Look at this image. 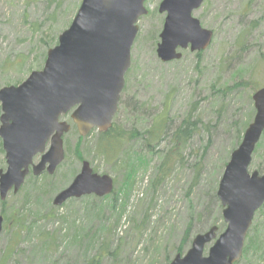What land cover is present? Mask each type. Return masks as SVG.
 I'll use <instances>...</instances> for the list:
<instances>
[{
	"label": "rangeland",
	"instance_id": "1",
	"mask_svg": "<svg viewBox=\"0 0 264 264\" xmlns=\"http://www.w3.org/2000/svg\"><path fill=\"white\" fill-rule=\"evenodd\" d=\"M161 1L145 0L148 13L137 22L113 122L124 131L143 133L165 112L167 130L158 146L162 153L172 148L170 135L190 110L200 120L194 134L177 152L166 177L153 185L161 157L144 151L140 139L122 144L117 163H108L94 153L95 133L80 144L70 113L61 116L71 125L63 135V161L53 174H28L17 192L10 190L0 200V264H88L92 258L99 264H169L188 226L183 254L196 234L211 226H217V234L225 229L215 193L230 152L238 146L232 123L251 110V89H221L240 81L264 84V0H204L193 16L213 32L211 43L199 57L183 50L180 59L166 63L156 55L165 17L158 12ZM80 3L0 0V88L18 85L42 69L47 51L57 45ZM259 143L249 172L264 170V132ZM76 146L93 171L113 178L112 197L95 201L85 195L54 206V196L79 172ZM0 150V169L5 170ZM260 208L252 224H258L264 237V204ZM247 264L264 261L251 256Z\"/></svg>",
	"mask_w": 264,
	"mask_h": 264
},
{
	"label": "water",
	"instance_id": "2",
	"mask_svg": "<svg viewBox=\"0 0 264 264\" xmlns=\"http://www.w3.org/2000/svg\"><path fill=\"white\" fill-rule=\"evenodd\" d=\"M204 0H162L165 17L156 55L161 62L182 57L183 50L200 52L213 32L200 25L193 11ZM145 0H81L71 23L47 51L44 65L18 85L0 88V139L6 169H0V200L17 192L29 174H53L63 161V135L71 125L60 120L70 113L78 134L107 131L118 111L137 22L146 15ZM254 115L240 144L231 152L216 196L225 229L217 226L196 234L184 254L169 264H234L239 261L255 212L264 204V170L249 172L256 145L264 132V84L252 94ZM39 155V161L33 159ZM113 178L81 162L72 182L53 198L61 206L85 195L103 197L113 191ZM3 217L0 216V232ZM209 245L205 253L206 246Z\"/></svg>",
	"mask_w": 264,
	"mask_h": 264
},
{
	"label": "trees",
	"instance_id": "3",
	"mask_svg": "<svg viewBox=\"0 0 264 264\" xmlns=\"http://www.w3.org/2000/svg\"><path fill=\"white\" fill-rule=\"evenodd\" d=\"M201 54L200 52H196V57H199ZM262 83V82H261ZM246 85H249L250 87V92L247 94V100L250 103L251 110L245 118H242L241 120H235L232 123L233 128L235 129L236 132V143L237 145L240 144L243 133L245 128L248 126L250 123L253 115H254V107L252 106V93L255 92L257 89H259L262 85L258 83V81H253L251 84L248 82L246 83L245 81H240L234 83L233 86L221 89L225 91V93L228 90H234L238 87H246ZM125 88V87H124ZM124 90V89H123ZM123 92V91H122ZM253 103V102H252ZM196 103H193V108L195 109ZM118 113V111H117ZM116 113V114H117ZM115 114V116H116ZM168 116L164 112V114L159 116V119H155L151 125L143 131V133L140 130H137L136 128H133L130 131H124L123 129L120 128L117 124L114 122L112 123V126L104 132H99L97 130H92L90 133H95V138H94V153L97 157H101L104 161L108 163H117L118 156L120 157V153L122 151V144H128L131 139H140L144 148V151H146L149 154L152 155H160L161 157V162L160 164L156 167V171L154 173V177L151 181V184L157 185L160 181H162L166 175L170 171V165L172 161L175 159V156L177 155V152L181 150L182 147H185L186 143L188 140L192 137L196 130V125L200 121L197 117H193L191 110L187 115L182 119L181 123L175 127L173 132L171 133L170 141L169 143L172 144V148L167 150L165 153H162V151L158 150V146L161 144L163 141V137L166 134L167 130V119ZM89 133V134H90ZM88 134V135H89ZM87 135V136H88ZM86 136V137H87ZM86 137H78V143L81 144V142L85 141ZM261 140V139H260ZM259 140V142H260ZM258 142V143H259ZM260 143L256 145V148L254 150V153L256 152L258 146L260 147ZM1 146V145H0ZM1 151V150H0ZM233 151V150H232ZM162 154V155H161ZM231 154V152H230ZM74 155L75 157L79 160L82 161L84 158L82 156V153L79 151V147L76 146L74 150ZM229 157V156H228ZM129 159V157L127 158ZM147 166V165H146ZM146 166H144V171L146 170ZM262 169V168H261ZM259 169V172L261 171ZM130 171H133L131 167H129ZM127 178H131L130 174L127 175ZM113 193V192H112ZM115 193V191H114ZM87 197H91L93 200H105L106 198H109L111 194L105 195L103 197H97L95 195H86ZM216 196V193H215ZM112 197V196H111ZM217 197V196H216ZM74 198L69 199L68 201L72 200ZM260 211L262 208L259 209ZM16 227L20 228V222L16 221L15 223ZM188 230L184 233L182 243L180 246L176 249V254H183L184 248H183V243L188 239ZM254 230V233L251 235L250 232H248L246 241L243 247V252L242 256L239 261L235 262L234 264H247V259L252 256V259L255 261H264V237L261 236L260 234V227L258 224H252L249 231ZM12 251V249L10 250ZM10 251L9 254H10ZM8 256V255H7ZM4 259L2 263H4ZM97 259L92 258L88 264H99Z\"/></svg>",
	"mask_w": 264,
	"mask_h": 264
},
{
	"label": "flooded vegetation",
	"instance_id": "4",
	"mask_svg": "<svg viewBox=\"0 0 264 264\" xmlns=\"http://www.w3.org/2000/svg\"><path fill=\"white\" fill-rule=\"evenodd\" d=\"M1 148H2V145H1ZM31 170H32V167L30 166V171H29V174H31Z\"/></svg>",
	"mask_w": 264,
	"mask_h": 264
}]
</instances>
